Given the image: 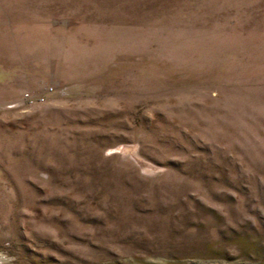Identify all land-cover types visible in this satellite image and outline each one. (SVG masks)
Returning a JSON list of instances; mask_svg holds the SVG:
<instances>
[{"label": "rangeland", "instance_id": "374dc122", "mask_svg": "<svg viewBox=\"0 0 264 264\" xmlns=\"http://www.w3.org/2000/svg\"><path fill=\"white\" fill-rule=\"evenodd\" d=\"M0 264H264V0H0Z\"/></svg>", "mask_w": 264, "mask_h": 264}, {"label": "built area", "instance_id": "2783aa9c", "mask_svg": "<svg viewBox=\"0 0 264 264\" xmlns=\"http://www.w3.org/2000/svg\"><path fill=\"white\" fill-rule=\"evenodd\" d=\"M47 91V93H51L52 91V88L49 87V88H46L45 89ZM47 95H45V93L43 94H39V95H36V96H33L31 94H28V93H25L24 94V99L30 103H33V102H43L45 99H46Z\"/></svg>", "mask_w": 264, "mask_h": 264}]
</instances>
